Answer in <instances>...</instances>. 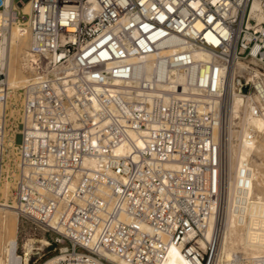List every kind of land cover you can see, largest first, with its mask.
I'll return each instance as SVG.
<instances>
[{"label": "built area", "instance_id": "2783aa9c", "mask_svg": "<svg viewBox=\"0 0 264 264\" xmlns=\"http://www.w3.org/2000/svg\"><path fill=\"white\" fill-rule=\"evenodd\" d=\"M13 27L31 80L17 107L0 51V204L53 232L51 264H112L101 251L161 264L173 245L213 264L219 221L204 232L225 197L231 95L264 118V0H0L6 46ZM251 174L241 167L238 205Z\"/></svg>", "mask_w": 264, "mask_h": 264}, {"label": "bare ground", "instance_id": "6f19581e", "mask_svg": "<svg viewBox=\"0 0 264 264\" xmlns=\"http://www.w3.org/2000/svg\"><path fill=\"white\" fill-rule=\"evenodd\" d=\"M9 1L4 0L6 3ZM252 7L253 9L257 7L256 1L252 3ZM23 10L25 12L29 10L27 2L24 3ZM23 43L27 46V37L20 36L16 27L12 28V36L7 46L5 42H0V51L5 49L8 51L6 84L11 91L27 86L31 80L30 77L27 78L23 68L25 52ZM151 57L144 63L148 71H151L153 65ZM172 72L179 81L183 80V74L174 70ZM147 77L150 78V74ZM222 131L227 186L220 213L211 216L204 232L205 236L210 238L219 221L221 229L213 264H264V261L255 262L253 259L264 255V118L262 115L252 114L244 98L233 93L229 99ZM128 136L136 146L145 145L137 132L129 131ZM128 142H123L115 152L121 155L131 153L132 146ZM85 161L87 164L93 162L90 159ZM245 164L251 169L252 180L246 191L244 204L238 205L236 200L238 177L241 167ZM7 188L8 182L5 181L1 187V197L4 199L7 198ZM17 219L14 210L6 207L4 203L0 204V264H15ZM57 229L61 230L60 227ZM34 240L37 241L32 238L22 241L21 247L24 252L22 262L29 260ZM38 242L42 245L49 244L44 237ZM200 244L204 246L205 242L200 241ZM238 253H242L246 259L239 261ZM101 255L112 264H133L107 251H101ZM54 260L55 257L50 256L42 264H51ZM161 264L189 263L180 251V246L173 245Z\"/></svg>", "mask_w": 264, "mask_h": 264}, {"label": "rangeland", "instance_id": "374dc122", "mask_svg": "<svg viewBox=\"0 0 264 264\" xmlns=\"http://www.w3.org/2000/svg\"><path fill=\"white\" fill-rule=\"evenodd\" d=\"M23 44L24 45L22 46L24 47L23 49L25 50L26 49L25 43ZM20 57H22V55H20ZM28 77L29 76L27 75V78ZM19 92L20 91L14 89L9 93V97L12 99V101H14L17 104V107L20 105L21 102V95H19ZM4 236H2V239ZM16 237H17V247H16V255H15V264L23 263L22 262L23 248L21 247V243L25 239L32 238L37 240V241L34 240L33 242V249L31 250L30 257L32 260L37 259L39 262L44 258L53 254L56 251V248H58L59 246L56 242H53L52 240V238L54 237L53 232H44L40 227H38L36 224L32 223L27 219H22V218L17 219ZM43 237L49 241L48 245H42V243L38 242V240Z\"/></svg>", "mask_w": 264, "mask_h": 264}]
</instances>
